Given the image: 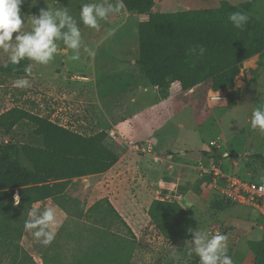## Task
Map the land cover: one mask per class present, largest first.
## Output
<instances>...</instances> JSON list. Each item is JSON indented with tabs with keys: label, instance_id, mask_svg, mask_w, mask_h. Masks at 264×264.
<instances>
[{
	"label": "rangeland",
	"instance_id": "rangeland-1",
	"mask_svg": "<svg viewBox=\"0 0 264 264\" xmlns=\"http://www.w3.org/2000/svg\"><path fill=\"white\" fill-rule=\"evenodd\" d=\"M220 1L155 0L151 11L175 12L216 7ZM226 1L237 4L242 0ZM87 2L88 0H24L21 14L26 21L25 28H30L32 14H38L40 8L48 6L67 8L79 20L80 7ZM251 11L258 19L264 21V0H259ZM115 15L108 21H102L99 31L81 23L80 28L87 49H81V59L71 61L61 51L48 65H34L33 75L28 77L31 87L14 88L12 82L17 78L0 77V114L14 106H19L46 116L69 129L92 135L110 129L108 125L103 124L105 116L116 120L125 115H132V111H137L138 115L134 119L136 126L129 129V135L134 139L141 137L147 139L148 135L155 133L150 138L151 141L158 139L160 145L168 146L174 151L170 157L171 162L180 161L178 153L182 151L185 152V156L192 157L203 146H209L210 140H217V147L214 148L228 152V157L231 158L224 162L228 169L252 177V180H264V159L250 157L253 152H264V134L258 129H253L250 124L252 109L258 107L264 100V55H255L244 61L233 86L229 88L214 92L208 87V83H203L201 89L195 92L188 91L191 93L183 97L181 90L175 89L172 85L167 92L169 96L179 92L178 96H181L182 100H175L171 105L172 107L176 105L179 112L172 119L166 120V123L162 120L159 125H155L154 119L147 120L144 116L158 112L154 111V108L151 112L142 110L149 102L154 104L159 99L158 93L151 86L146 85V90H143L136 85L132 90L136 95V101L130 104L127 98L126 102L129 106L126 108L122 107V102H119V99L127 97V94L120 91L125 89L126 82L137 81L142 84L141 75L139 79L133 77V74L138 73L132 64L128 63V59L137 57L135 54L138 52V24L146 19V14L126 15L124 10L121 15ZM109 32H114V35H108ZM13 35L15 36V33ZM68 55H71V51ZM5 62H8L7 54L0 52V65ZM82 86L88 87L85 93L88 99L82 100L80 97L83 93L80 89ZM187 101L190 102L187 104L185 103ZM180 102H184V106H181ZM167 111L162 110L160 115ZM137 128L143 130L144 134L133 133ZM32 130L33 127L30 125L21 124L10 136L3 138L17 143H37L32 136ZM109 140L114 141L108 133ZM124 142L127 148L135 153L137 151L129 147V144L136 145L141 154L157 156L154 153V146L149 141L129 143L130 141L125 140ZM122 148L125 150L124 147H120L119 150L121 151ZM231 160L233 165H230ZM186 162L192 164L195 169L198 161ZM187 168L189 167L167 169L162 177L166 185L160 194L167 195L169 200L167 203L169 209L164 213L165 216L171 215V210L177 209L171 205V202L177 201L179 193L191 184L188 181L185 185L180 184L176 187V173L171 174V171L185 172ZM114 170L122 173L120 171L122 169H112L106 172V176L89 177V175L73 178L66 191L70 196L68 212L50 199L37 202L41 209L55 206L61 226L49 246L40 244L24 228L19 240L20 252L16 264H76V257H81L88 248H94L92 244L97 251H102L105 245L122 249L125 255L129 256V264H199V258L190 252V238H166L163 235L166 230L157 223L143 222L145 216L143 210L146 209L148 201H145L144 192L139 190L137 182L129 181L137 174L133 173L129 179L124 175L121 177L124 181L119 182L117 177H114L116 175L113 174ZM202 177L204 175L200 178ZM215 184L220 185L217 182ZM214 188V183L210 180L204 184L205 205L199 212L195 211L196 208L184 211L185 213L181 210L175 211V215L179 220L182 219L186 228L196 227L205 231L209 228L210 233H215L213 228L218 227V232L226 235L234 222L238 221L239 224L247 226L245 230H252L251 239L264 237V215L259 213L263 211L227 202ZM103 198L111 200L110 203L118 213L129 214L127 217L126 213L125 215L119 213L124 216L123 219L127 218L124 221L132 222L131 219L135 218L133 216L135 214L140 217L138 219L141 221L137 227L134 225L137 235L130 233L121 223L112 221V218L95 221L91 215L78 216L74 213L75 207L78 206L86 212L92 204ZM119 203L123 207L117 205ZM239 234L238 231L235 236H240ZM105 235L107 237H104ZM2 249H0V264H7L9 258ZM247 250L249 251L248 247ZM228 254L231 256V252L228 251ZM235 263L237 262L234 260ZM95 264L106 263L96 261Z\"/></svg>",
	"mask_w": 264,
	"mask_h": 264
},
{
	"label": "trees",
	"instance_id": "trees-1",
	"mask_svg": "<svg viewBox=\"0 0 264 264\" xmlns=\"http://www.w3.org/2000/svg\"><path fill=\"white\" fill-rule=\"evenodd\" d=\"M258 1L242 0L232 4L221 0L216 7L152 12L155 0H124L129 13L146 14L137 30L135 65L140 75L151 86L157 87L164 98L169 96L167 91L175 82L181 91L203 83H208L214 92L232 87L243 62L255 55H264V21L251 11ZM237 11L245 12L249 17L242 30L233 27L228 20V16ZM197 46L204 47L203 55ZM29 63L28 60H22L20 65L5 62L0 65V77H23V69ZM21 124L33 127L31 133L37 143H17L3 138L10 136ZM210 147L200 152L202 156L215 158L217 162L224 158L220 150ZM250 157L264 159V152L252 153ZM117 160L118 154L103 130L85 135L19 106L2 112L0 249L3 248L2 252L9 258L7 264H16L18 260L19 240L33 204L50 199L68 212L70 196L66 191L72 179L103 173ZM209 180V176L199 178L193 192L201 193ZM15 194L20 197L18 205L14 204ZM74 213L91 215L95 221L112 218L133 234L108 198L97 200L86 212L77 206ZM92 245L94 248H88L81 257H76V264H95L96 261L129 264V256L122 249L105 245L102 251H97ZM247 245L253 255L252 264H264V237L248 240Z\"/></svg>",
	"mask_w": 264,
	"mask_h": 264
},
{
	"label": "clouds",
	"instance_id": "clouds-1",
	"mask_svg": "<svg viewBox=\"0 0 264 264\" xmlns=\"http://www.w3.org/2000/svg\"><path fill=\"white\" fill-rule=\"evenodd\" d=\"M23 3L24 0H0V52L7 54L8 63L12 65H20L22 60L31 61L23 69L25 76L12 82L14 88L20 89L31 87L28 77L33 75L34 65H48L61 51L71 61L81 59V49L87 50L81 23L99 31L102 21L110 20L111 16L120 14L125 9L124 0H88L81 5L77 20L67 8L48 6L40 8L38 14H32L30 28H25L26 21L21 14ZM248 19V15L242 11L228 16L233 27L241 30ZM108 35H114V32H109ZM197 47L200 55H203L204 47ZM69 51L71 55H68ZM250 124L253 129L264 134V100L252 109ZM260 190L264 191V186ZM19 203L20 197L15 194L14 204ZM60 226L57 208L46 206L41 209L39 203L30 208L28 219L24 223L25 230L43 246H49L54 241ZM187 232L191 234L190 252L199 258V264H234L233 258L228 254V237L225 234L209 233L196 227H188Z\"/></svg>",
	"mask_w": 264,
	"mask_h": 264
},
{
	"label": "crops",
	"instance_id": "crops-1",
	"mask_svg": "<svg viewBox=\"0 0 264 264\" xmlns=\"http://www.w3.org/2000/svg\"><path fill=\"white\" fill-rule=\"evenodd\" d=\"M124 10L126 12V15L127 14L129 15V12L127 11V9L125 8ZM132 14H135V13H132ZM117 15H121V13L117 14ZM117 15H115V16H117ZM136 55H138V52L135 54V56ZM136 58L135 57L129 58L128 63L130 62L132 64V67L135 68L137 73H138V74H133V77H135V78L137 77V79H139V76H140L139 73L140 72L138 70V67L135 65ZM136 85L139 89L143 88V90H146V85L151 86L149 83H147L143 79H142V84L140 82L137 83V81L126 82L125 89L120 90L122 93L127 94L126 98L119 99V102H122V107L126 108L127 106H129V105H127V102H126L127 98H129L128 101L130 104L135 103L136 95L134 94V92L132 90L134 89V87ZM172 85L175 86V89H178V88L180 89L178 82H175ZM172 85H171V87H172ZM151 87L155 90V92L158 93V97L160 100L159 99L156 100L154 102V104L149 102L147 104V106L143 107L142 110L143 111L147 110V111L151 112L152 108H154V111L158 112V114L145 115L144 116L147 120L154 119L155 125H159L162 120L164 121V123H166V120L172 119V117H174L178 114L179 109L176 107V105L173 107L171 106L172 104L175 103L174 102L175 100L176 101L182 100L181 96L184 97L186 95H189V93H191L188 91L195 92V91H198L199 89H201V85H200V86L193 87L187 91H181V93H182L181 96H178L179 92H176V93L164 98L158 92L157 87H155V86H151ZM86 88H88V87L82 86L80 88L83 92L80 95L82 100L88 99V97L85 96ZM88 91H89V89H88ZM188 102H190V101H187L185 103L188 104ZM180 103H181L180 104L181 106H184V102L183 103L180 102ZM174 107H176V108H174ZM167 109H168V111H167ZM162 110H166L167 112H165L163 115H160V112ZM136 113H137V111H132V115H125V116H123L119 119H116V120H112L111 117H108V116H105V119L102 118L104 120L103 124H105L106 126L108 125L109 126L108 128H110V129H107L106 131L114 139V141L109 140V142L112 143L114 150L117 152L118 160L109 170H107L103 173L94 174V175L106 176L107 175L106 172H110V170H112V169H122V170H120V171H122V173H120L118 170L113 171V174H116L114 177L115 178L117 177V181L120 182V181H124V178H121L124 175H126L127 179H129V178H131L130 176L133 173L137 174V176L139 178L134 174L135 175L134 178H131V180H129V181H132L135 183L137 182V185H139V187H140L139 190H142L144 192L145 201H148V205H147L146 209L143 210L144 215H145L143 222L148 223V221H151V222L157 223L161 228H164L166 230V232L163 234L166 236V238H177L178 239V238L187 237V238L191 239V234L189 232H187V228L184 226L182 219L179 220L178 217L175 215V211L181 210L182 212H184V211H189L192 208H194V209L196 208L195 211L199 212V210L203 209V207L205 205L206 189H202L201 193L196 194L193 192V188L196 187V184L200 178L199 173H198L199 170L197 168L198 163H200L201 161H204L206 158V156H202V154L200 152L202 150H206L210 146H208V145L203 146L199 151H197L198 153L196 152L194 155H192V157L185 156L184 155L185 152L182 151L180 154L178 153L181 160L171 162L170 157H172V153H174V151L168 146L160 145V142L158 141V139H156V140L153 139V141H151L150 138H152V136H154L155 133L148 135L149 137L147 139H144L143 137L138 138V139H134L131 135H129V129H132L133 127L136 126V125H134V123H135L134 119L138 115ZM179 125L181 126V124H179ZM135 132L140 133L139 135L144 134L143 130H141V129L139 130L138 128L135 131H133V133H135ZM108 133H107V135H108ZM157 138H158V136H157ZM125 140L128 142L130 141L129 143H132L135 141L136 142L149 141L152 144V146H154V153H156L157 156H153V154H146V153L141 154L139 151L136 150L138 153L137 154V153H135V152H133L127 148V146L124 142ZM120 147H124L125 150H123V148H122L120 151L119 150ZM214 147H217V146H214ZM253 153H255V152H253ZM222 154H223L224 158L219 160V162L223 166V168H224L223 170L225 172H228L231 174H236L242 178L253 179L252 177L243 176L239 173H236L235 171H232V169H228V167L224 165V162H225V160H229L231 158L228 157L229 156L228 152H222ZM187 160H189V161L197 160L198 161L196 166H195L196 170L194 169L192 164H186ZM232 162L233 161L231 160L230 165H233ZM184 166L189 167L186 169L185 172L182 171V172L177 173L176 171H171V174L176 173L175 185H176V187L179 186L180 184L185 185V183H187L188 181H190L191 184L187 187L186 190L179 193V196H178L179 199L177 201L171 202L172 203L171 205L177 209L171 210L172 214L169 216H165L164 213L169 209L168 204H167L169 200H168L167 195L165 196V195L160 194V192L163 191V188L166 185V183H165V181H163L162 177L165 175L164 173L167 171V169H172V168H174L175 170L180 169V168L184 169ZM117 172H119V173H117ZM94 175H90L89 177L94 176ZM260 181H264V180L260 179ZM137 192H138V190H137ZM108 198L111 199L110 197H108ZM230 203L237 204L234 202H230ZM117 205H119L120 207H123L120 203ZM175 205H177V206H175ZM238 205H241V204H238ZM242 206L251 208L250 206H247V205H242ZM125 213L127 214V217H129V214L127 212H122V214L121 213L120 214L125 215ZM133 213H135V212H133ZM259 213L264 215L263 212L262 213L259 212ZM133 216L135 218L131 219L132 222H126V223L130 226L133 233H135V235H137V233L135 232L134 225L137 227V224L141 221V219H138L140 217L137 216L136 214ZM122 217L124 218V216H122ZM126 219L127 218H125L124 220H126ZM246 227L247 226H245L243 224H239L238 221L234 222V225L231 226V230L226 234V236L228 237L229 252H231V257L233 258V260H235L237 262L235 264H252L253 263V255H252L250 250L249 251L247 250V247H248L247 242H248V240H253L250 238L253 235V232L251 229L245 230ZM213 229H215L214 230L215 232H218V227L213 228ZM243 230H245V231H243ZM206 231L210 233L211 229L208 228ZM238 231L240 233L239 234L240 236H235V233H237ZM229 240H230V242H229ZM241 241H242V243H240Z\"/></svg>",
	"mask_w": 264,
	"mask_h": 264
},
{
	"label": "built area",
	"instance_id": "built-area-1",
	"mask_svg": "<svg viewBox=\"0 0 264 264\" xmlns=\"http://www.w3.org/2000/svg\"><path fill=\"white\" fill-rule=\"evenodd\" d=\"M209 145L217 146V142L211 140ZM129 147L137 151L140 150L134 144H129ZM220 164L219 160L217 162L215 158L206 157L204 161L198 163L197 168L200 173L199 175H204V177L209 176L210 181L214 183V189H216L225 200L247 205L253 209L257 208L264 213V191L260 190L261 187L264 186V181L246 179L236 174L225 172ZM215 182L220 185L217 186Z\"/></svg>",
	"mask_w": 264,
	"mask_h": 264
}]
</instances>
